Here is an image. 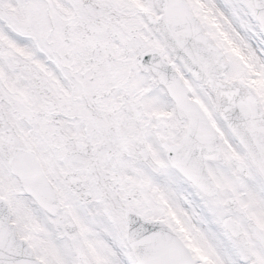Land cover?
Returning <instances> with one entry per match:
<instances>
[{"label":"snow or ice","instance_id":"1","mask_svg":"<svg viewBox=\"0 0 264 264\" xmlns=\"http://www.w3.org/2000/svg\"><path fill=\"white\" fill-rule=\"evenodd\" d=\"M0 264H264V0H0Z\"/></svg>","mask_w":264,"mask_h":264}]
</instances>
